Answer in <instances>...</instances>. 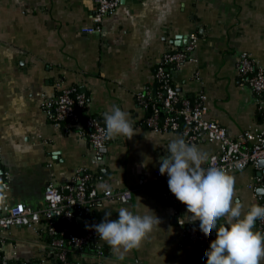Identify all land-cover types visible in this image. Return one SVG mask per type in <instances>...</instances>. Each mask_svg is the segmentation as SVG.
<instances>
[{
  "label": "crops",
  "instance_id": "obj_1",
  "mask_svg": "<svg viewBox=\"0 0 264 264\" xmlns=\"http://www.w3.org/2000/svg\"><path fill=\"white\" fill-rule=\"evenodd\" d=\"M96 9L95 0H0V164L9 172L0 184V209L7 212L18 203L41 207L48 183L62 185L91 172L98 190H133L129 202L96 205L91 218L98 224L108 211L110 219H118L125 207L157 215L160 225L123 260L99 239L107 258L99 261L85 249L77 256L83 263L207 264L204 247L185 236L191 217L187 206L171 202L154 173L168 155L169 142L184 136L151 129L146 119L153 109L138 95L155 92V72L164 54L184 48L195 34L194 60L172 70L180 95L203 99L206 117L231 137L264 129V97L260 101L237 72L244 51L264 68V0H120L100 32H83V26L93 24ZM70 86L87 96L85 115L104 121V112L118 105L129 113L137 134L113 138L98 151L78 135L77 125L52 124L43 101ZM194 145L209 156L218 150L216 142ZM256 173L252 166L232 173L245 212L260 204L257 194L264 195L263 188L254 192L248 187ZM84 225L77 220L80 229ZM0 235L4 254L17 264L42 258L53 264L43 232L11 226Z\"/></svg>",
  "mask_w": 264,
  "mask_h": 264
},
{
  "label": "built area",
  "instance_id": "obj_2",
  "mask_svg": "<svg viewBox=\"0 0 264 264\" xmlns=\"http://www.w3.org/2000/svg\"><path fill=\"white\" fill-rule=\"evenodd\" d=\"M95 1L97 9L92 15L93 24L82 27L85 33L100 32L104 18L114 13L120 4V0ZM197 42L198 37L193 34L184 48L167 51L155 72L156 80L161 83L157 93L139 92L140 102L153 109L146 123L158 132L179 131L190 144L204 141L218 143L217 152L209 156L210 163L227 169L230 174L252 166L257 173L248 187L257 192L260 188L264 189V167L260 165V161L264 159V129L250 128L237 137H231L218 121L206 117L207 107L203 99L194 102L182 97L175 87L172 70L186 61L194 60L192 52ZM237 72L240 82L249 86L261 101L264 97V68L256 65L250 53L244 51L239 55ZM86 103L85 93L77 86H70L61 88L56 97L45 99L43 108L52 124L58 127L63 124L77 125L78 135L89 140L100 151L114 139L106 137L105 122L99 116L84 114ZM154 173L157 183L165 191V196L171 202L182 203L169 190L167 174L161 175L159 168H155ZM8 176L9 172L0 164V184ZM94 181L91 172H83L62 185L48 183L44 189L45 204L41 207L31 208L18 203L7 212L0 209V232L11 226L43 232L48 237L43 247L54 256L53 264H85L77 257L85 249H91L93 256L99 261L107 258L105 248L99 243V236L93 227L98 224L91 218L93 209L105 200L129 202L133 198V190H98ZM257 198L260 205H264V195L257 194ZM79 219L85 221L82 229L77 226ZM257 227L264 232V221H257ZM185 236L189 242L201 244L205 254L211 241L216 238V230L205 236L199 229V222H189ZM1 238L0 235V264H17L14 259L4 254ZM47 261L42 258L24 261V264H47Z\"/></svg>",
  "mask_w": 264,
  "mask_h": 264
},
{
  "label": "clouds",
  "instance_id": "obj_3",
  "mask_svg": "<svg viewBox=\"0 0 264 264\" xmlns=\"http://www.w3.org/2000/svg\"><path fill=\"white\" fill-rule=\"evenodd\" d=\"M103 118L107 138L132 139L137 134L129 113L118 105L105 111ZM167 152L161 157L159 172L167 174L169 190L187 206L189 222L199 221L205 236L216 230V238L205 251L207 264H261L264 232L255 228L257 221H264V205H251L245 212L235 194L234 176L210 163L207 152L184 138L171 140ZM118 213V219H110L111 211L106 212L102 222L93 227L99 239L123 260L125 253L141 247L154 227L160 225V219L125 207Z\"/></svg>",
  "mask_w": 264,
  "mask_h": 264
},
{
  "label": "trees",
  "instance_id": "obj_4",
  "mask_svg": "<svg viewBox=\"0 0 264 264\" xmlns=\"http://www.w3.org/2000/svg\"><path fill=\"white\" fill-rule=\"evenodd\" d=\"M154 85L156 86V89H155V92H153V94H156L157 91H158L159 88H160L161 83H160L158 80H156L155 83H154ZM175 87H176V85H175ZM176 88H177V87H176ZM187 98H188V97H187ZM176 106L178 107L177 104H176Z\"/></svg>",
  "mask_w": 264,
  "mask_h": 264
},
{
  "label": "water",
  "instance_id": "obj_5",
  "mask_svg": "<svg viewBox=\"0 0 264 264\" xmlns=\"http://www.w3.org/2000/svg\"><path fill=\"white\" fill-rule=\"evenodd\" d=\"M260 165L264 167V159L260 161Z\"/></svg>",
  "mask_w": 264,
  "mask_h": 264
}]
</instances>
